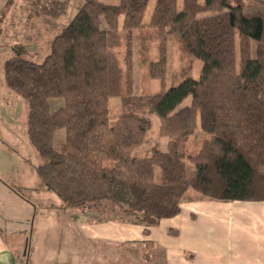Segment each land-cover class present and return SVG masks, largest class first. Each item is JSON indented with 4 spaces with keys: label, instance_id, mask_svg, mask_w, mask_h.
<instances>
[{
    "label": "trees",
    "instance_id": "1",
    "mask_svg": "<svg viewBox=\"0 0 264 264\" xmlns=\"http://www.w3.org/2000/svg\"><path fill=\"white\" fill-rule=\"evenodd\" d=\"M147 4L85 0L41 63L18 54L4 61V86L26 102L27 138L44 160L34 168L37 181L61 208L84 209L91 222L120 218L146 228L177 216L188 190L220 202L264 201V0H156L144 24ZM134 31L145 54L155 36L147 78L159 81V92L133 93ZM170 35L202 67L198 80L165 90ZM113 97L121 112L112 122ZM52 99L62 101L55 111ZM151 116L166 149L135 158ZM199 128L206 138L188 152ZM57 130L61 151L53 146Z\"/></svg>",
    "mask_w": 264,
    "mask_h": 264
},
{
    "label": "rangeland",
    "instance_id": "2",
    "mask_svg": "<svg viewBox=\"0 0 264 264\" xmlns=\"http://www.w3.org/2000/svg\"><path fill=\"white\" fill-rule=\"evenodd\" d=\"M99 1L105 4H117V0ZM9 2L11 3L10 0H0V184L4 186L3 190L0 189V232L14 252L18 254L26 252L27 264H76L84 260L85 253L91 255L93 261L98 262L100 253H96L95 247L92 252L85 251L77 242L78 228L74 227L71 220L63 217V212L58 209L60 200L41 186L40 190H34L36 185L34 168L41 165L44 160L38 156L27 138L26 102L10 92L3 83V63L7 58L12 54H18L27 61L41 63L50 52L49 40L67 23L56 28L51 25L35 28L37 36L33 35L34 32L29 35L24 32L23 27L9 25L7 17L13 11ZM155 2L156 0H148L143 18L144 24L149 22ZM260 9L263 10V8H255V10ZM121 23L122 17L119 18V26ZM147 44L148 49L145 54L140 45L139 32H133V93L136 95L145 89L150 93L161 90L158 80L147 78V61L157 60V41L153 33L149 34ZM15 46H21L22 49L13 52L12 47ZM117 54L121 62L123 50L118 49ZM166 57L165 90L189 78L199 79L202 61L184 53L180 41L174 35L168 36ZM189 102L190 98H187L181 106ZM109 104L110 121L113 122L121 112L120 100L117 97L110 98ZM61 106L60 99L50 100L52 111ZM151 118L152 129L147 133L143 144L133 151L132 156L135 158L149 157L153 147L166 149L167 139L158 136V120L155 116ZM205 138L199 128L186 143L188 152L197 153ZM63 143L64 131H55L54 148L61 151ZM187 170L188 175L194 174V167L191 164H188ZM192 194H195L192 190L186 192L188 197H193ZM108 257L110 261H119L116 253H110Z\"/></svg>",
    "mask_w": 264,
    "mask_h": 264
},
{
    "label": "crops",
    "instance_id": "3",
    "mask_svg": "<svg viewBox=\"0 0 264 264\" xmlns=\"http://www.w3.org/2000/svg\"><path fill=\"white\" fill-rule=\"evenodd\" d=\"M10 1L9 25L36 36L35 28L68 24L85 2ZM35 184L34 190H40L37 179ZM191 196H184L177 216L149 228L120 218L91 222L90 213L61 208V203L58 209L78 228L76 240L85 251L95 247L100 253L98 262L85 253L76 264H264V201L220 202ZM110 253L119 261H110ZM26 255L14 252L0 232V264H27Z\"/></svg>",
    "mask_w": 264,
    "mask_h": 264
}]
</instances>
